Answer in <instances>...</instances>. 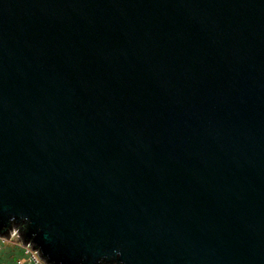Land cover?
Listing matches in <instances>:
<instances>
[{
    "label": "water",
    "instance_id": "water-1",
    "mask_svg": "<svg viewBox=\"0 0 264 264\" xmlns=\"http://www.w3.org/2000/svg\"><path fill=\"white\" fill-rule=\"evenodd\" d=\"M13 217L46 264H264V0H0Z\"/></svg>",
    "mask_w": 264,
    "mask_h": 264
},
{
    "label": "crops",
    "instance_id": "crops-1",
    "mask_svg": "<svg viewBox=\"0 0 264 264\" xmlns=\"http://www.w3.org/2000/svg\"><path fill=\"white\" fill-rule=\"evenodd\" d=\"M0 264H34L28 259L24 246L14 241L2 242L0 239ZM46 264V263H40Z\"/></svg>",
    "mask_w": 264,
    "mask_h": 264
},
{
    "label": "built area",
    "instance_id": "built-area-1",
    "mask_svg": "<svg viewBox=\"0 0 264 264\" xmlns=\"http://www.w3.org/2000/svg\"><path fill=\"white\" fill-rule=\"evenodd\" d=\"M0 239L2 242L9 240V241L21 243V241L19 240V235L17 233H12L10 237L8 238L0 237ZM23 246H24L26 254L28 255V259L31 263H34V264L45 263L44 260L40 257L39 252L33 249L32 246H29L28 244L27 245L23 244ZM0 249H1V244H0Z\"/></svg>",
    "mask_w": 264,
    "mask_h": 264
},
{
    "label": "clouds",
    "instance_id": "clouds-1",
    "mask_svg": "<svg viewBox=\"0 0 264 264\" xmlns=\"http://www.w3.org/2000/svg\"><path fill=\"white\" fill-rule=\"evenodd\" d=\"M26 228V225H22L16 222L15 218L13 217L12 220L10 221L9 225L0 231L6 232L7 234L11 235L12 233H17L20 237L21 240V246L25 243L24 239H23V234H22V230ZM27 244L29 246L33 245V242L30 240L27 242ZM36 251H38V249L35 247ZM121 255L120 252L116 253V256L119 257Z\"/></svg>",
    "mask_w": 264,
    "mask_h": 264
}]
</instances>
